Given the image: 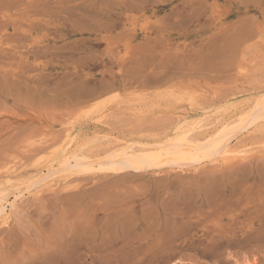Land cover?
<instances>
[{
	"label": "rangeland",
	"instance_id": "1",
	"mask_svg": "<svg viewBox=\"0 0 264 264\" xmlns=\"http://www.w3.org/2000/svg\"><path fill=\"white\" fill-rule=\"evenodd\" d=\"M263 95L264 0H0V205L78 144L170 153L179 125L204 138ZM260 122L228 162L25 194L0 218V264H264Z\"/></svg>",
	"mask_w": 264,
	"mask_h": 264
},
{
	"label": "bare ground",
	"instance_id": "2",
	"mask_svg": "<svg viewBox=\"0 0 264 264\" xmlns=\"http://www.w3.org/2000/svg\"><path fill=\"white\" fill-rule=\"evenodd\" d=\"M259 100H257V98H256V100H255L256 103H255V105H253V108H250L249 112L245 111L244 114H239L238 113L240 116L239 117L237 116L238 118L235 119V120H230L229 118H227L230 121L228 120V122H226V123L225 122L223 124L221 123L220 126L217 127L216 130H220V131L216 132V130H215L214 133L212 131L213 134L209 133L204 138H202V137L205 135V133H207L206 127L209 126V124L204 123V121L202 122V120H204L205 118L202 119V120L200 119L201 121L197 122V124L199 122H201L200 123V128H204L205 127L204 132L206 130L204 135H203V132H202V134L200 132L198 133V135L201 134L200 135L201 138L199 136H194L191 133L192 131H190V130L188 131L186 129L187 131H184L183 128L185 126H183V125H186V124L185 123H183V124L180 123L181 125H179V126L180 127L182 126V127L180 129L178 128L179 130H177L179 135L176 138H174L172 141H170V142H172V149H174L170 153H167L166 151H162V150L158 151V150L150 149V150L146 151V150H137L136 148H131V149L125 150V151H123V150L122 151H116L114 153L113 152H109L108 154L103 155V156L93 157V156L87 154L86 152H82V151H84L83 147L86 144L83 147H81L83 150H81L80 147L78 148V146L80 145V144H78V145H76L77 148H75L76 147L75 146L74 149L72 148V150L70 149L71 151H69L68 153H65L63 158L59 161L58 166H54V167H50V168L48 167L47 169L45 168L46 171H44V170L39 171L38 170L39 172L37 171L38 173L37 174L35 173V176L32 177V179L29 177L30 179H28L26 181L27 186L19 189L18 194L14 195V200L13 201H11V200H9L7 198L8 200H5V202L0 205V218H2V219L4 218V220L7 219V216L9 214V212H10V209H13V207L16 206L15 202L17 200H19L20 198L21 199L24 198L25 194L31 193V192L36 193L39 189H41L44 186H54V185L57 186L58 183H60V182H61V184H63L68 179H70L69 177H71L72 175L76 177V176L80 175L81 172L87 173L89 171L90 172H94L96 170H99V171L100 170H107V171L108 170H112V171L114 170L115 171V170H122V169L123 170L124 169L138 170V169H143V168H148V167L149 168H152V167L155 168L157 166L160 167L162 165H166L167 166L169 164H171L172 166L174 164H178L177 166H181V165L185 166V165L197 164V163L201 162L203 159L209 160V161L210 160H216L217 161L218 158H220V157L224 161L228 162V160H230V158L233 156L232 155L233 154L232 150H230V148H228V146L231 143H233L234 140L239 138L238 134L240 132H242L243 130H245L247 127L249 128L251 125L256 124V122H260L261 120L264 122V99H262L260 101ZM224 108H226V107H224ZM226 110H228V109H226ZM206 116H208V115H206ZM231 119H233V118H231ZM221 122H223V121H221ZM260 123H262V122H260ZM217 125H215V126H217ZM254 126H256V125H254ZM262 127H263V125H262ZM240 136H242V135H240ZM165 142L169 143L168 140L165 141ZM140 149H141V147H140ZM213 163H215V162H213ZM54 165H55V163H54ZM45 166H47V165H45ZM85 171H87V172H85ZM76 173H78V175ZM75 177H74L73 180H75ZM71 180H69V181H71ZM73 180H72V182H73ZM22 184H25V182L22 183ZM23 186H25V185H23ZM15 188H17V186ZM216 191H218V189H216ZM28 195H30V194H28ZM124 223H123V225L125 226V224H127V223H125V224ZM118 226L122 227V229H121V231H122L124 226H122L121 224L118 225ZM133 232H135V231H133ZM104 233H106V232H104ZM162 241H164V240H162ZM251 262L248 261L247 263L248 264H254V263H251ZM237 263H238V261H237Z\"/></svg>",
	"mask_w": 264,
	"mask_h": 264
}]
</instances>
